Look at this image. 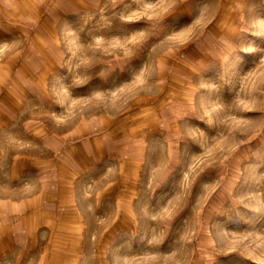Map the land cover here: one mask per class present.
Wrapping results in <instances>:
<instances>
[{
  "label": "rangeland",
  "instance_id": "374dc122",
  "mask_svg": "<svg viewBox=\"0 0 264 264\" xmlns=\"http://www.w3.org/2000/svg\"><path fill=\"white\" fill-rule=\"evenodd\" d=\"M0 264H264V0H0Z\"/></svg>",
  "mask_w": 264,
  "mask_h": 264
},
{
  "label": "bare ground",
  "instance_id": "6f19581e",
  "mask_svg": "<svg viewBox=\"0 0 264 264\" xmlns=\"http://www.w3.org/2000/svg\"><path fill=\"white\" fill-rule=\"evenodd\" d=\"M44 44V43H43Z\"/></svg>",
  "mask_w": 264,
  "mask_h": 264
}]
</instances>
